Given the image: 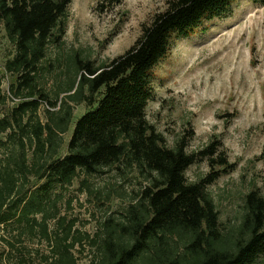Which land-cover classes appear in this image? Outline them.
<instances>
[{"label": "trees", "instance_id": "1", "mask_svg": "<svg viewBox=\"0 0 264 264\" xmlns=\"http://www.w3.org/2000/svg\"><path fill=\"white\" fill-rule=\"evenodd\" d=\"M236 1L168 0L167 10L143 27L124 55L100 66L74 56V77L60 100L41 85L42 72H51L42 63L51 46L64 43L73 0H0V26L14 48L4 72L15 79L9 94L19 101L10 112L0 111V231L14 235L13 241L0 234V264H27L17 247L25 236L50 245L43 264H78L73 250L83 246L79 232L63 226L64 218L61 229H49L58 212L55 194L80 175L99 177L113 169L136 175L144 186L126 221L108 219L100 241L99 234L91 241L99 252L91 264H257L264 257V194L246 196L241 224L225 236L208 192L234 169L219 153L221 144L190 152L191 132L170 147L146 117L152 71L168 56L173 37L189 38L205 21L229 16ZM251 1L264 6V0ZM3 81L0 105L7 99ZM43 104L49 106L46 123L38 116ZM81 104L88 110L76 119ZM201 160L208 161L209 174L189 182L188 169Z\"/></svg>", "mask_w": 264, "mask_h": 264}, {"label": "rangeland", "instance_id": "2", "mask_svg": "<svg viewBox=\"0 0 264 264\" xmlns=\"http://www.w3.org/2000/svg\"><path fill=\"white\" fill-rule=\"evenodd\" d=\"M167 1L73 0L64 43L51 46L42 63L51 71L42 72L45 92L51 98L61 94L60 100H64L63 91L74 77V56L79 54L100 66L124 55L141 37L143 27L167 10ZM13 51L0 26V77L4 76L7 97L0 111L4 113L19 102L9 94L15 79L4 72ZM152 88L146 117L170 147L193 132L190 152H199L215 141L221 144L219 153L226 154L234 166L208 187L220 214V228L225 236L231 235L243 220L246 196L252 191L264 194V6L237 0L229 16L205 21L189 38L173 37L168 56L152 71ZM48 109L47 104L40 108L42 123H46ZM87 110L86 104L78 105L76 119ZM71 135L72 131L63 137L62 154H66ZM209 172L208 161L201 160L188 169L186 177L194 183ZM143 186L136 175L117 169L99 177L80 175L55 194L60 197L58 212L49 229H61L58 223L64 218L63 226L72 227L83 238V246L73 250L78 264H91L99 256L91 241L98 234L100 241L108 219L126 221ZM0 232L14 241V235ZM21 239L23 244L17 247L27 264H43L51 252L48 242L39 237ZM4 250L0 239V256ZM12 257L18 260L21 255L15 252ZM257 264H264V257Z\"/></svg>", "mask_w": 264, "mask_h": 264}]
</instances>
